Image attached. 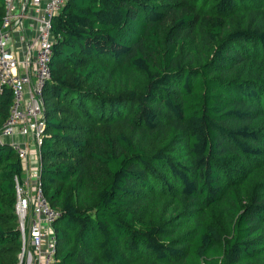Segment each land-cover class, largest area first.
Wrapping results in <instances>:
<instances>
[{
	"label": "trees",
	"instance_id": "16d2710c",
	"mask_svg": "<svg viewBox=\"0 0 264 264\" xmlns=\"http://www.w3.org/2000/svg\"><path fill=\"white\" fill-rule=\"evenodd\" d=\"M53 32L56 264H264V0H71ZM23 171L0 145V264Z\"/></svg>",
	"mask_w": 264,
	"mask_h": 264
},
{
	"label": "built area",
	"instance_id": "2783aa9c",
	"mask_svg": "<svg viewBox=\"0 0 264 264\" xmlns=\"http://www.w3.org/2000/svg\"><path fill=\"white\" fill-rule=\"evenodd\" d=\"M69 2L4 0L0 93L10 89L13 103L0 129V145H11L24 169L23 177L15 179V214L22 236L21 264H56L58 242L54 226L60 213L51 207L41 176L47 130L44 91L52 78L53 47L57 41L53 21ZM28 31L33 33L29 35ZM18 137L23 140L16 141Z\"/></svg>",
	"mask_w": 264,
	"mask_h": 264
},
{
	"label": "rangeland",
	"instance_id": "374dc122",
	"mask_svg": "<svg viewBox=\"0 0 264 264\" xmlns=\"http://www.w3.org/2000/svg\"><path fill=\"white\" fill-rule=\"evenodd\" d=\"M1 129V128H0ZM34 150H36L35 148H33ZM36 152V151H35ZM36 153L34 154V158H35ZM42 164H43V159H42ZM22 261V253L19 256V264H21Z\"/></svg>",
	"mask_w": 264,
	"mask_h": 264
},
{
	"label": "crops",
	"instance_id": "0c3cea01",
	"mask_svg": "<svg viewBox=\"0 0 264 264\" xmlns=\"http://www.w3.org/2000/svg\"><path fill=\"white\" fill-rule=\"evenodd\" d=\"M4 13H5V12H4ZM31 32H32V31H28V34L31 35V34L33 33V32H32V33H31ZM15 140H16V141H21V140H23V139L18 137V138L15 139Z\"/></svg>",
	"mask_w": 264,
	"mask_h": 264
}]
</instances>
